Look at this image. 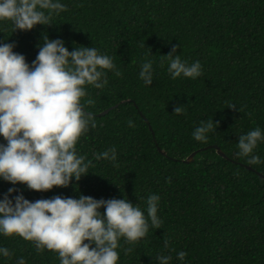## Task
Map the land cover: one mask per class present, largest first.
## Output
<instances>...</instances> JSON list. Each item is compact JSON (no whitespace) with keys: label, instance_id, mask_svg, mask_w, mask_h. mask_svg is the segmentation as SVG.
<instances>
[{"label":"trees","instance_id":"obj_1","mask_svg":"<svg viewBox=\"0 0 264 264\" xmlns=\"http://www.w3.org/2000/svg\"><path fill=\"white\" fill-rule=\"evenodd\" d=\"M62 2L67 7L50 24L11 33L0 23V41L13 43L30 63L46 33L69 50L74 44L96 47L120 73L108 70L101 88L86 85L82 101H92L84 108L95 124L76 149L90 160L88 172L46 191L0 179V197L13 187L10 198L17 192L30 201L82 193L125 197L144 209L146 197L156 193L161 223L136 242L121 237L117 264H159L157 254L165 253L168 264H264V140L253 149L259 162L248 159L252 153L238 154L237 145L238 136L253 127L264 133V0ZM173 45L186 62L200 61L199 76H170L165 54ZM145 59L152 60L150 85L138 75ZM175 105L184 111L174 113ZM201 120L214 121L206 141L191 135ZM109 147L116 151L115 164L94 155ZM0 245L12 252L0 256V264H16L17 256L25 264H59L53 250L37 252L19 235L0 234ZM178 250L186 253L183 261Z\"/></svg>","mask_w":264,"mask_h":264},{"label":"clouds","instance_id":"obj_2","mask_svg":"<svg viewBox=\"0 0 264 264\" xmlns=\"http://www.w3.org/2000/svg\"><path fill=\"white\" fill-rule=\"evenodd\" d=\"M66 7L62 0H0V23L8 25L11 33L29 30L38 23L50 24L51 18ZM37 48L29 63L23 54L13 51V43L0 41V137L5 141L0 143V179L46 191L53 186H68L88 172L90 160L76 149L81 135L95 124L93 112L84 108L92 101H82L86 85L101 88L107 83L108 70L116 75L120 70L110 55L96 47L74 44L69 50L61 38H49L46 33L41 35ZM175 50L173 45L165 54L170 76H199L200 61L188 63ZM138 75L150 85L151 59L141 62ZM183 111L184 105L173 107L174 113ZM128 123L132 125L133 121L129 119ZM213 124V120H201L191 135L206 141ZM261 140L264 133L260 126L240 134L238 154L252 153L248 159L259 162L253 149ZM94 155L116 163L112 147ZM13 191L9 187L0 197V234L32 241L37 252L53 250L59 264H117L121 237L136 242L150 226L161 223L156 193L146 197L142 209L125 197L105 199L80 193L76 197L53 195L30 201L19 192L10 198ZM162 245L168 247L167 239ZM11 255L10 249L0 245V256ZM185 255V251L178 250V262ZM156 260L168 264L171 256L157 254ZM16 264H25V258L17 256Z\"/></svg>","mask_w":264,"mask_h":264},{"label":"water","instance_id":"obj_3","mask_svg":"<svg viewBox=\"0 0 264 264\" xmlns=\"http://www.w3.org/2000/svg\"><path fill=\"white\" fill-rule=\"evenodd\" d=\"M108 111V109H104V110H102L99 114L100 115H102V114H104V113H106ZM144 120L145 121H147L145 118H144ZM148 128L150 129V131H151V127H150V125H148ZM152 132V131H151ZM212 147L213 148H215V150H216V152L219 154V155H221V156H225V154L216 146V145H212ZM158 149V151L161 153V154H165V152L163 151V150H161L160 148H157ZM203 149V148H202ZM195 152H197V150L196 151H193V152H191L185 159H183V161L185 162V163H187V162H189V161H191L192 159H193V155L195 154ZM246 168H250V166H246Z\"/></svg>","mask_w":264,"mask_h":264}]
</instances>
